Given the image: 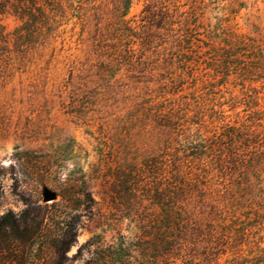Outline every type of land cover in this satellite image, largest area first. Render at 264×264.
<instances>
[{
    "label": "rangeland",
    "instance_id": "1",
    "mask_svg": "<svg viewBox=\"0 0 264 264\" xmlns=\"http://www.w3.org/2000/svg\"><path fill=\"white\" fill-rule=\"evenodd\" d=\"M62 1L46 23L29 2L0 0V216L53 195L76 225L69 256L96 237L141 264H187L162 253L146 164L172 160L186 138L264 126V0H130L120 19L119 0ZM231 195L217 263L264 264V199L243 185Z\"/></svg>",
    "mask_w": 264,
    "mask_h": 264
},
{
    "label": "trees",
    "instance_id": "2",
    "mask_svg": "<svg viewBox=\"0 0 264 264\" xmlns=\"http://www.w3.org/2000/svg\"><path fill=\"white\" fill-rule=\"evenodd\" d=\"M17 1L30 3L34 22L44 20L46 23L52 20L57 23L70 4L45 0L44 6L34 7L36 0ZM129 4L130 0H119L114 11L119 14L120 9L125 11ZM142 13L143 20L154 24L158 15L151 6H145ZM124 14L120 13L118 18ZM125 52L129 54L130 50ZM126 57L131 60L129 55ZM169 115L172 117L174 113ZM258 127L261 129L248 125L244 130L230 128L226 136L215 139L189 141L186 138L188 146L178 149L181 155L178 156L177 151L172 160L157 162L151 159V164H146L150 176H159L156 185H150V198L159 208L158 219L154 221L164 228V234L167 233L164 256L187 264H218L222 238L216 228L226 220L219 208L221 199L225 195L232 199L233 188L240 185L248 194H260L264 199V126ZM79 188L78 198L89 200L84 183ZM54 195L68 202V191ZM57 207L56 201L49 206L28 201L19 216L12 213L0 216V264H77L82 253L91 248L94 249L81 264H141L124 253L123 246L105 249L96 237L69 256L76 243V225L63 220ZM195 211L204 216V221L194 216ZM197 246L203 250L196 251Z\"/></svg>",
    "mask_w": 264,
    "mask_h": 264
},
{
    "label": "water",
    "instance_id": "3",
    "mask_svg": "<svg viewBox=\"0 0 264 264\" xmlns=\"http://www.w3.org/2000/svg\"><path fill=\"white\" fill-rule=\"evenodd\" d=\"M52 199H53V195H48L46 197V200L49 201V202H52Z\"/></svg>",
    "mask_w": 264,
    "mask_h": 264
}]
</instances>
